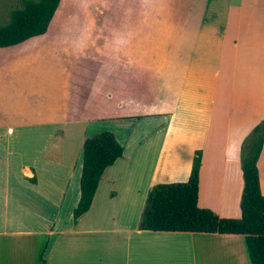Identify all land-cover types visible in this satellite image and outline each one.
Here are the masks:
<instances>
[{
	"label": "crops",
	"instance_id": "0c3cea01",
	"mask_svg": "<svg viewBox=\"0 0 264 264\" xmlns=\"http://www.w3.org/2000/svg\"><path fill=\"white\" fill-rule=\"evenodd\" d=\"M73 3L53 32L0 49V264H250L241 235L137 223L149 189L185 182L197 150V206L239 218V150L264 117V0H115V16L106 0L84 27L99 51L82 53ZM101 131L122 156L72 224L82 142ZM61 135L75 137L71 155ZM152 135L150 154L140 138ZM256 169L264 197V141Z\"/></svg>",
	"mask_w": 264,
	"mask_h": 264
},
{
	"label": "trees",
	"instance_id": "16d2710c",
	"mask_svg": "<svg viewBox=\"0 0 264 264\" xmlns=\"http://www.w3.org/2000/svg\"><path fill=\"white\" fill-rule=\"evenodd\" d=\"M60 0H21L0 25V49L16 46L46 33ZM264 141V117L242 141L239 167L242 187L239 218H219L197 206L201 152L195 151L185 182L153 185L146 194L137 230L163 233L241 235L250 264H264V197L260 194L256 160ZM109 131L86 137L81 148L78 201L72 224L88 212L103 171L122 156ZM41 262L42 259L40 258Z\"/></svg>",
	"mask_w": 264,
	"mask_h": 264
},
{
	"label": "rangeland",
	"instance_id": "374dc122",
	"mask_svg": "<svg viewBox=\"0 0 264 264\" xmlns=\"http://www.w3.org/2000/svg\"><path fill=\"white\" fill-rule=\"evenodd\" d=\"M68 0H62L60 2V4H58V9L56 11V15L54 13L51 22L47 28V32L51 33L53 32L56 28V25H59V22L62 18L63 15V11L65 9V6L67 4ZM73 4L75 7V15L77 16V20L72 21L71 25V48H73L77 53H82V50L86 45L91 43V49L92 51H99L100 48V39L99 37L94 38V35L92 36H87L85 34L84 31V27L86 24V20L90 19L92 16H99L100 14V6L103 7V4L106 2V0H73ZM108 2L113 5L112 8H109L107 6H104L105 10H108L112 16H115V12H114V2L115 0H108ZM21 3V0H0V25L3 24L8 17V14L11 10L19 7ZM95 14V15H94ZM54 16H55V21H54ZM56 22V23H55ZM98 74V73H97ZM94 76V74H93ZM99 76V74H98ZM101 79H107L108 81H114V75L113 74H106L104 75L103 73L101 74ZM71 136L70 135H61L60 136V141H65L67 143L66 148L67 151L65 152L66 155H71V153L73 151H71V148H75V144H76V139L75 137L73 138V140H71ZM145 140V141H143ZM154 140H155V136H150L149 138L146 137H141L140 141L143 143H147L149 144L150 148L147 149L148 153H152L153 152V147H154ZM12 144V160L13 161H20L22 159L25 158L26 155V141L24 138L19 137V139H15V141ZM146 144V145H147ZM128 153V152H127ZM126 153V154H127ZM68 157V156H67ZM131 167L129 168V170H127L126 168L124 169V171L122 172V180L126 181V179L129 178L130 176V171ZM141 174V173H139ZM121 180V181H122ZM34 218H36L34 216ZM5 241H3V245L1 247L6 248L7 244H4ZM31 256V254H30ZM171 264H179V260L178 259H173L171 261Z\"/></svg>",
	"mask_w": 264,
	"mask_h": 264
}]
</instances>
